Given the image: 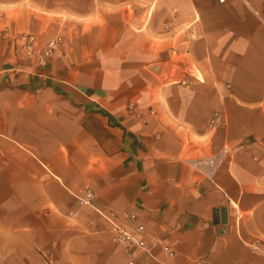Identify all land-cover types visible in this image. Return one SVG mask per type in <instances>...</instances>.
<instances>
[{
    "label": "crops",
    "instance_id": "0c3cea01",
    "mask_svg": "<svg viewBox=\"0 0 264 264\" xmlns=\"http://www.w3.org/2000/svg\"><path fill=\"white\" fill-rule=\"evenodd\" d=\"M129 260L264 264V0H0V264Z\"/></svg>",
    "mask_w": 264,
    "mask_h": 264
},
{
    "label": "built area",
    "instance_id": "2783aa9c",
    "mask_svg": "<svg viewBox=\"0 0 264 264\" xmlns=\"http://www.w3.org/2000/svg\"><path fill=\"white\" fill-rule=\"evenodd\" d=\"M220 3L224 2V0H218ZM34 42L35 37L31 33H25L24 43L22 45V51L26 56H31L34 52ZM63 42V38L61 35H55L50 37L44 46L42 55L38 59L39 64L43 65L45 60L54 55L57 47L61 45ZM93 191L89 186H85L81 192V194L77 198V202L79 205H91L93 200ZM124 217L129 220L134 221L136 216L134 214L125 213ZM108 220L112 223L113 229V240L116 243L123 244L127 248L137 249V250H145V241L142 239L141 235L144 233V226L142 224H137L134 230H130L125 225L119 224L113 219L108 217ZM167 254L172 256L173 253L168 251ZM126 264H134L132 260H129Z\"/></svg>",
    "mask_w": 264,
    "mask_h": 264
},
{
    "label": "rangeland",
    "instance_id": "374dc122",
    "mask_svg": "<svg viewBox=\"0 0 264 264\" xmlns=\"http://www.w3.org/2000/svg\"><path fill=\"white\" fill-rule=\"evenodd\" d=\"M174 59H176V58L174 57ZM89 63H90V66H92L91 56H90V62ZM74 66H75V63H74ZM174 69L175 70H172V72L170 73V76L173 78V80H177L178 75L183 74V72H180L179 69H177V67H174ZM73 73H74V79L75 78L77 79V77H79L80 74H81L80 70H75V69H74ZM108 73H112V72L96 71L94 69H90L88 71V80L91 83L92 82L93 83L105 82V83H107L110 86V85L113 84V79H112V77L110 75H109V77L107 76ZM195 74L199 75L197 72H195Z\"/></svg>",
    "mask_w": 264,
    "mask_h": 264
},
{
    "label": "water",
    "instance_id": "95a60500",
    "mask_svg": "<svg viewBox=\"0 0 264 264\" xmlns=\"http://www.w3.org/2000/svg\"><path fill=\"white\" fill-rule=\"evenodd\" d=\"M217 213H218V210H215L214 211V218L215 219H216ZM220 216H221V218H220L221 224H225L227 222L226 209L225 208L220 209Z\"/></svg>",
    "mask_w": 264,
    "mask_h": 264
},
{
    "label": "trees",
    "instance_id": "16d2710c",
    "mask_svg": "<svg viewBox=\"0 0 264 264\" xmlns=\"http://www.w3.org/2000/svg\"><path fill=\"white\" fill-rule=\"evenodd\" d=\"M98 112H100V113H105L102 109H100V110H97Z\"/></svg>",
    "mask_w": 264,
    "mask_h": 264
}]
</instances>
